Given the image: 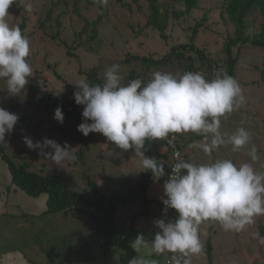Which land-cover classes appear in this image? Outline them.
<instances>
[{"label": "rangeland", "instance_id": "rangeland-1", "mask_svg": "<svg viewBox=\"0 0 264 264\" xmlns=\"http://www.w3.org/2000/svg\"><path fill=\"white\" fill-rule=\"evenodd\" d=\"M157 1L161 15L167 18L166 38L147 24V0H108L107 5L101 6L93 4V0H16L8 10L9 24L24 26L33 76L20 94L9 93L6 80L0 79V108L19 117L0 147L14 163H26L30 171L58 175L70 190L86 191L92 196L117 193L122 203L115 219L124 228L129 226L132 214L142 208L143 199L136 184L145 171L134 169L140 163L139 157L132 149L117 148L100 133H89L86 148L81 151L83 135L77 131L79 123L72 118L57 122L53 114L46 112L40 98L31 94L30 86L38 85L42 91L71 99L79 90L76 84L81 79L87 78L90 84L103 83L106 69L113 64L120 65L124 85L134 79L147 82L156 71L183 74L189 64L194 67L192 72L210 80L211 73L224 72L229 48L236 58L233 77L243 89L245 102L221 117L220 131L231 135L244 127L251 133L250 143L237 151H232L230 144L221 145L208 156L202 149L191 147L202 140L196 133L178 134V142L186 162L202 164L229 159L237 166L251 163L256 171L264 172V47L252 44L253 40L264 38V4L246 12L240 21L228 13L229 0ZM27 4L31 11L26 10ZM181 44H193L203 58L179 48L183 58L169 55L164 59ZM25 137L34 143H42L44 138L61 146L67 142L77 158L55 164L39 149H29ZM252 144L257 148L256 161L248 155ZM152 147L156 148L155 141L149 140L150 157L158 153ZM11 183L7 164L0 155V195L5 209L18 213V218L0 217V253L16 248L34 264L119 263L122 249L105 247L97 241L90 209L80 206L40 219H23L19 213L36 212L31 199L37 197L19 188L10 190L8 187H16ZM154 208V223L158 219L174 221L177 216L161 214L156 205ZM200 235L203 252L191 257L192 264H264V215L255 217V223L239 232L225 231L219 223L212 222L210 226L206 221L200 225ZM210 236L211 263L207 255Z\"/></svg>", "mask_w": 264, "mask_h": 264}, {"label": "clouds", "instance_id": "clouds-1", "mask_svg": "<svg viewBox=\"0 0 264 264\" xmlns=\"http://www.w3.org/2000/svg\"><path fill=\"white\" fill-rule=\"evenodd\" d=\"M23 2V0H22ZM16 0H0V79H5L11 94L25 90L33 69L27 60L30 54L29 40L19 25L8 22L9 8ZM108 0H93L95 5H107ZM31 11V5H25ZM120 65L106 69L103 83L90 84L87 78L77 84L73 98L83 105L82 123L77 131L84 136L100 133L107 141L121 150L132 149L139 157L142 171L151 172L155 179L165 175L163 184L166 199L162 203L174 209V221H155L160 229L151 241L157 254L165 252L172 256V264H192L191 257L203 252L200 225L206 221L219 223L225 231L239 232L246 225L255 223V217L264 215V172L256 171L251 163L237 166L229 159L195 164L181 159L179 151L173 153L176 162L169 173L164 161L145 156L142 149L146 140H166L172 145L175 135L196 133L202 137L191 147H198L211 156L221 145H232V151L248 145L251 133L239 127L231 134L220 131L221 117L237 110L245 96L239 82L225 73H215L211 80L199 72L187 71L173 75L159 71L144 82L134 79L127 85L121 83ZM57 122L63 123L62 109L54 110ZM19 117L0 108V143L11 133ZM29 149H39L41 154L55 164L65 160L75 161L76 154L70 145L63 146L55 140L44 138L33 142L25 137ZM45 148L52 151L45 152ZM252 161L258 160L257 148L251 145L248 151ZM261 242H264L262 239ZM146 243L138 234L132 243L139 250ZM129 264H158L143 257L132 258Z\"/></svg>", "mask_w": 264, "mask_h": 264}, {"label": "trees", "instance_id": "trees-1", "mask_svg": "<svg viewBox=\"0 0 264 264\" xmlns=\"http://www.w3.org/2000/svg\"><path fill=\"white\" fill-rule=\"evenodd\" d=\"M147 1L150 10L147 24L157 29L162 38H166L165 26L167 18L161 15L157 0ZM263 4L264 0H229L227 11L231 16L236 17L241 21V17H243L246 12L251 11L257 6H263ZM20 28L24 35V26L20 25ZM241 35L242 32H239V37H241ZM252 44L264 47V38L253 40ZM179 48L194 51L203 58L202 52L193 44H181L178 48H172L170 53L166 55L164 59H167L169 55H175L178 58H183L184 54L178 51ZM235 64L236 58L232 56L230 49L227 48L225 70L223 73L226 72L228 75L234 76ZM193 68L194 67L189 64L187 71L192 72ZM214 74L215 72L211 73L209 77L210 80L214 78ZM29 89L33 96L36 95L40 98L47 113L53 114L54 116V110L57 107H60L62 109L64 118H72L79 124L82 123L81 113L83 111V105L79 107L73 98L70 99L64 96L54 95L42 91L38 85H32ZM80 141V150L82 151L86 148V136L83 135ZM143 152L145 156L150 157L149 140L145 141ZM0 155L7 164L11 175L12 184L32 197H37L43 193L48 195L46 201V210H44L39 215L21 213L19 216H21L23 219L31 221L33 219H40L46 215H56L58 213H64L67 210L77 209L80 206H83L86 209H90L89 216L92 219L93 233L97 241L105 247L118 246L122 249L118 264H129V261L136 256V251L132 247V243L136 238V228L134 221L137 217L145 215L148 212V199L145 195V191L150 179L152 178L151 172L145 171L142 179L136 184V190L143 199L142 208L132 214L129 226L124 228L117 225L115 219L118 206L122 203V198L117 193H111L108 195L95 194L96 196H92L86 191H73L66 187L65 182L61 177L54 173L40 174L28 170L26 163H14L3 152L1 147ZM211 223L212 222L209 221L210 226ZM211 249L212 247L209 237L207 242V255L209 263L212 261Z\"/></svg>", "mask_w": 264, "mask_h": 264}, {"label": "crops", "instance_id": "crops-1", "mask_svg": "<svg viewBox=\"0 0 264 264\" xmlns=\"http://www.w3.org/2000/svg\"><path fill=\"white\" fill-rule=\"evenodd\" d=\"M156 144V148L152 147L154 150L157 149L158 153L154 155V157L158 160L166 161V155L164 153L163 148L161 147V144L158 140H154ZM185 158V157H184ZM185 161L186 158H185ZM134 168V167H133ZM141 163L138 164V167L134 169H141ZM165 171L167 170V166L164 164ZM12 184V183H11ZM163 181H160L158 179H155L153 176L150 179V182L146 188L145 195L148 199L147 202V217L144 219L141 217L136 218L134 221V225L136 228V236L138 234H142L146 240V243L141 246L139 250L136 251V258L143 257L146 261L156 260L158 264H172V261L168 255V252H165L163 254H157L152 250L151 241L154 238L155 234L159 232V230L156 228V224L153 220V213H154V205H156L157 210L162 213L161 211V205L162 200L166 199V196L164 195V189H163ZM1 188V187H0ZM10 190L16 191V188L18 187H8ZM48 195L43 193L37 196V198L31 199V202L34 203V206L36 207V212H33V214L30 215H39L44 210H46V201H47ZM6 205L3 201L2 196L0 195V217L2 216H9L10 218H16L18 216V213H9L5 209ZM175 210L173 209V214H175ZM21 214V213H19ZM165 215V214H164ZM18 218V217H17ZM211 238V236H210ZM213 240V239H212ZM211 240V247L213 249V241ZM0 264H30L28 260L25 258L24 254L19 251L18 249H8L2 253H0Z\"/></svg>", "mask_w": 264, "mask_h": 264}, {"label": "built area", "instance_id": "built-area-1", "mask_svg": "<svg viewBox=\"0 0 264 264\" xmlns=\"http://www.w3.org/2000/svg\"><path fill=\"white\" fill-rule=\"evenodd\" d=\"M172 135H175V139H174L172 145L168 144L167 139L166 140H158L160 142V144H161V147L164 150L165 155H166V158H165L166 161L164 163L167 166V170L165 171L166 173H169L171 171V169H170L171 166L176 162L175 158L173 157V153L175 151H179L180 154H181V159L185 160L184 155L182 154V151H181L180 144L178 142V134H170L168 139H171ZM167 179H168V176L165 175V176L159 178L158 180L165 182ZM165 207L166 206L162 203V205H161L162 213L165 214V215H168V216H172L173 209L168 208L167 212L165 213ZM168 255H169V257H170V259L172 261V256L173 255H178V254H173V253H169L168 252Z\"/></svg>", "mask_w": 264, "mask_h": 264}]
</instances>
